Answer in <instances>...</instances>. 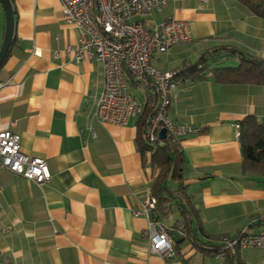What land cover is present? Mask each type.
Masks as SVG:
<instances>
[{
  "label": "crops",
  "instance_id": "0c3cea01",
  "mask_svg": "<svg viewBox=\"0 0 264 264\" xmlns=\"http://www.w3.org/2000/svg\"><path fill=\"white\" fill-rule=\"evenodd\" d=\"M11 1L15 31L0 68V132L19 134L22 151L45 159L51 178L39 186L0 166V264H225L192 243L167 260L152 253L149 221L134 215L153 179L136 144V119L125 126L96 119L103 66L77 62L75 51L68 56L79 33L64 22L61 0ZM156 12L157 22L185 21L192 36L151 57L160 70L178 71L214 49H223L217 60H239L226 49L264 58V19L238 0H180ZM5 27L0 3V49ZM130 87L143 98L138 84ZM249 115L264 122L262 85L207 79L178 83L173 92L170 118L193 129L181 144L204 243L262 227L264 184L242 174L237 137ZM235 261L264 264V249L239 250Z\"/></svg>",
  "mask_w": 264,
  "mask_h": 264
},
{
  "label": "built area",
  "instance_id": "2783aa9c",
  "mask_svg": "<svg viewBox=\"0 0 264 264\" xmlns=\"http://www.w3.org/2000/svg\"><path fill=\"white\" fill-rule=\"evenodd\" d=\"M180 0H61L66 24L75 27L79 42L68 49L75 51V60L86 58L102 64L104 85L97 102L95 117L102 123L125 126L131 118L138 119L146 104L156 99L155 111L149 120L146 138L154 144L161 129L181 138L193 129L188 124L175 123L169 116L173 92L177 88L175 71L160 70L151 63L155 54H165L171 48L192 40L185 21L154 20V13ZM206 1V0H204ZM128 76L142 89L140 101L132 92ZM1 86V85H0ZM240 126L237 125V137ZM0 166L17 173L31 182L43 186L51 175L45 159L25 154L21 149V136L5 130L0 132ZM157 199L149 188L141 208L135 216L149 221L146 236L153 254L163 259L175 256L168 227L158 220ZM259 232L243 231L236 237L224 238L221 243L228 249H264V216Z\"/></svg>",
  "mask_w": 264,
  "mask_h": 264
},
{
  "label": "trees",
  "instance_id": "16d2710c",
  "mask_svg": "<svg viewBox=\"0 0 264 264\" xmlns=\"http://www.w3.org/2000/svg\"><path fill=\"white\" fill-rule=\"evenodd\" d=\"M252 14L264 19V0H238ZM214 49L202 54L193 63L175 71V82H200L214 79L216 82L228 85H262L264 86V58L226 49L239 55V65L233 67H216L219 52ZM133 87L136 82L128 76ZM156 99L150 100L143 114L136 119V144L143 157L149 160L153 179L151 192L157 199L158 220L164 221L175 217L168 227L169 235L173 237L175 253L180 252L186 243L194 244L203 253L214 256L221 255L225 264H235L239 249H228L222 243L210 240L204 243L198 233L204 232L200 212L193 197L188 192L186 170L187 158L181 144V138L167 134L165 139L159 138L151 144L146 138L149 120L155 111ZM240 126V148L242 154L241 170L244 176L249 175L264 184V122L256 116L249 115L242 119ZM177 233L179 236H174ZM209 238V237H208Z\"/></svg>",
  "mask_w": 264,
  "mask_h": 264
},
{
  "label": "water",
  "instance_id": "95a60500",
  "mask_svg": "<svg viewBox=\"0 0 264 264\" xmlns=\"http://www.w3.org/2000/svg\"><path fill=\"white\" fill-rule=\"evenodd\" d=\"M0 3L3 7L5 18H6V27L3 45L0 49V68L3 65L4 60L8 56L14 38L15 31V16L14 9L11 0H0ZM161 139H165L167 136V130L165 128L161 129L159 134Z\"/></svg>",
  "mask_w": 264,
  "mask_h": 264
},
{
  "label": "rangeland",
  "instance_id": "374dc122",
  "mask_svg": "<svg viewBox=\"0 0 264 264\" xmlns=\"http://www.w3.org/2000/svg\"><path fill=\"white\" fill-rule=\"evenodd\" d=\"M159 13L155 12V17H159ZM239 65V60H234L232 58H223V60H219V63L218 65H216V67H233V66H237ZM138 100H142V95L140 93H137L136 94ZM163 223L167 226L171 225L173 222L171 219H167V220H164Z\"/></svg>",
  "mask_w": 264,
  "mask_h": 264
}]
</instances>
